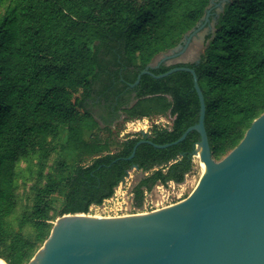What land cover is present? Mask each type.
I'll list each match as a JSON object with an SVG mask.
<instances>
[{"label":"trees","instance_id":"trees-1","mask_svg":"<svg viewBox=\"0 0 264 264\" xmlns=\"http://www.w3.org/2000/svg\"><path fill=\"white\" fill-rule=\"evenodd\" d=\"M210 1L0 0V264H28L57 218L89 214L134 167L142 172L132 186L138 209L156 185L185 181L201 140L197 130L167 148L141 143L129 157L142 139L170 143L198 122L193 74H144L135 82L196 27ZM175 66L196 70L213 157L220 160L264 113V0H228L200 61L151 70ZM168 115L170 126L154 124L150 133L123 140L120 128L112 129L121 117ZM101 124L105 136L96 131ZM32 152L38 172L31 210L14 221L18 164ZM55 152L60 157L45 173Z\"/></svg>","mask_w":264,"mask_h":264},{"label":"water","instance_id":"water-1","mask_svg":"<svg viewBox=\"0 0 264 264\" xmlns=\"http://www.w3.org/2000/svg\"><path fill=\"white\" fill-rule=\"evenodd\" d=\"M209 11L207 8L196 27L169 51L181 47ZM154 60L140 72L135 84L144 74L163 78L177 71L192 73L200 100L199 120L173 142L157 144L142 139L129 158L141 143L167 148L197 130L201 140L195 155L201 148L207 173L186 199L157 211L112 218L85 213L59 217L36 260L28 264H264V113L234 149L216 160L196 70L175 66L156 74L151 69L162 62L154 65Z\"/></svg>","mask_w":264,"mask_h":264},{"label":"rangeland","instance_id":"rangeland-1","mask_svg":"<svg viewBox=\"0 0 264 264\" xmlns=\"http://www.w3.org/2000/svg\"><path fill=\"white\" fill-rule=\"evenodd\" d=\"M228 0H213L209 5V15L202 23L199 24V28L196 31L191 32L184 39L185 43L175 51H168L160 54L155 58L154 65L159 62L162 63H191L200 61L201 54L204 52L206 46V38L211 35L218 23V17L223 12L224 7ZM134 121V122H132ZM129 122H124L123 117L113 125L112 129L116 131L120 128L119 139H125L128 136L150 133V130L154 124L159 126H170L172 124L171 116H156L153 118H141L135 119ZM119 124V125H118ZM101 126L96 130L102 136L106 135ZM60 157V154L55 152L51 155L47 162V169L45 173L52 170L55 161ZM194 156V167L192 171L186 176L185 181L182 184L169 183L168 185H156L151 192L144 199L143 206L138 209L134 206V201L131 206H127L123 200L128 199L130 194V188L138 181L142 176V172L137 168H133L128 172V180H124L123 189L116 188L114 199H107L100 206H92L90 208V215L97 217H123L133 214H145L153 211H157L186 199L198 185L201 176L202 168ZM225 156L221 157L224 158ZM220 159V160H221ZM91 159L86 160V164L90 163ZM18 176H17V191L19 197V204L16 213L11 217L16 221V218L21 216L24 212L31 210L32 199L34 190L37 186V172H38V153L32 152L27 159H23L18 164ZM127 191V193H126ZM125 192V193H124ZM62 204L61 195H57L54 203L53 215L57 216ZM128 207V208H126ZM58 219V218H57ZM27 234H31L32 228H26ZM36 260L34 256L32 258Z\"/></svg>","mask_w":264,"mask_h":264},{"label":"built area","instance_id":"built-area-1","mask_svg":"<svg viewBox=\"0 0 264 264\" xmlns=\"http://www.w3.org/2000/svg\"><path fill=\"white\" fill-rule=\"evenodd\" d=\"M132 122H134V121H132ZM125 181H127L128 180V177L126 176L125 177V179H124ZM170 183H174V182H170ZM176 184V183H175ZM123 186H124V181L118 186L120 189H123ZM164 186V185H163ZM130 194H129V196L127 197L128 199H125V200H123V202L124 203H126L127 204V206H131L132 204H133V201H134V194H133V192H132V188H130ZM125 193V192H124ZM126 193H127V191H126ZM149 194V192H145V199H146V196ZM115 196H116V194H114ZM115 196H113V197H111L110 199H114V197ZM126 208H128V207H126ZM140 209V208H139Z\"/></svg>","mask_w":264,"mask_h":264},{"label":"bare ground","instance_id":"bare-ground-1","mask_svg":"<svg viewBox=\"0 0 264 264\" xmlns=\"http://www.w3.org/2000/svg\"><path fill=\"white\" fill-rule=\"evenodd\" d=\"M196 157L195 158H197V160L199 161V163H200V165H201V170H202V176L204 175V174H206L207 173V169H206V165H205V163L204 162H202V150H201V148H199L198 149V154L197 155H195ZM201 176V177H202Z\"/></svg>","mask_w":264,"mask_h":264},{"label":"flooded vegetation","instance_id":"flooded-vegetation-1","mask_svg":"<svg viewBox=\"0 0 264 264\" xmlns=\"http://www.w3.org/2000/svg\"><path fill=\"white\" fill-rule=\"evenodd\" d=\"M199 28V27H198ZM185 43V42H184ZM133 96H134V94H133ZM134 168H137V167H134ZM138 169V168H137ZM130 172V171H129Z\"/></svg>","mask_w":264,"mask_h":264}]
</instances>
